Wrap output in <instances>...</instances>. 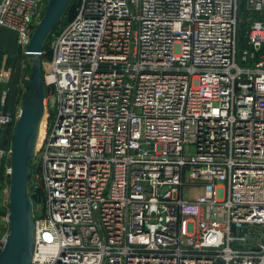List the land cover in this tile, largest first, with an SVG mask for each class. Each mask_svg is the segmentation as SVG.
<instances>
[{
	"label": "built area",
	"instance_id": "obj_1",
	"mask_svg": "<svg viewBox=\"0 0 264 264\" xmlns=\"http://www.w3.org/2000/svg\"><path fill=\"white\" fill-rule=\"evenodd\" d=\"M74 2L43 72L31 264H264V0ZM46 5L0 0L20 51Z\"/></svg>",
	"mask_w": 264,
	"mask_h": 264
},
{
	"label": "water",
	"instance_id": "obj_2",
	"mask_svg": "<svg viewBox=\"0 0 264 264\" xmlns=\"http://www.w3.org/2000/svg\"><path fill=\"white\" fill-rule=\"evenodd\" d=\"M71 0H48L44 14L35 26L26 55L30 62V79L15 122L9 157V230L0 250V264H31L35 249L32 202L28 190L32 158L39 129L45 115V83L42 75L43 44L60 20Z\"/></svg>",
	"mask_w": 264,
	"mask_h": 264
},
{
	"label": "crops",
	"instance_id": "obj_3",
	"mask_svg": "<svg viewBox=\"0 0 264 264\" xmlns=\"http://www.w3.org/2000/svg\"><path fill=\"white\" fill-rule=\"evenodd\" d=\"M0 68L9 69L6 82L0 80V93L6 89L4 98L0 94V112L18 111L24 96L27 83L24 58L16 43L15 32L0 28ZM13 129L6 127L0 130V153L10 148ZM9 160L0 154V190L9 184ZM6 209L0 201V224L4 225Z\"/></svg>",
	"mask_w": 264,
	"mask_h": 264
},
{
	"label": "rangeland",
	"instance_id": "obj_4",
	"mask_svg": "<svg viewBox=\"0 0 264 264\" xmlns=\"http://www.w3.org/2000/svg\"><path fill=\"white\" fill-rule=\"evenodd\" d=\"M48 0H46L47 3ZM248 12L246 11L245 7H244V3H241L240 5V9L238 11V24H237V32H238V49L241 50L244 47V42H245V30L247 28V23H248ZM23 50H21V55L24 58V64H25V74L27 77V82H29L30 79V62H29V58L27 57L26 53L22 52ZM42 62V61H41ZM47 62V61H46ZM46 62H42V75L44 72V67L46 66ZM28 84V83H27ZM27 88V86H26ZM50 90L47 92L46 94V100H45V113L48 112V109H50L51 105H52V100L50 97ZM49 96V97H48ZM44 121V120H43ZM34 158L31 159V165H32V171H35V166L33 165V160ZM30 178V176H29ZM30 193V191H29ZM30 195V194H29ZM35 214H43V208L40 207H35Z\"/></svg>",
	"mask_w": 264,
	"mask_h": 264
},
{
	"label": "trees",
	"instance_id": "obj_5",
	"mask_svg": "<svg viewBox=\"0 0 264 264\" xmlns=\"http://www.w3.org/2000/svg\"><path fill=\"white\" fill-rule=\"evenodd\" d=\"M75 7H76V3L74 2V0H71L67 6V8L65 9V11L63 12L60 20L58 21V23L55 25V27L51 30V32L49 33L48 37L46 38L43 47H42V54H41V61L42 62H46L49 61L50 59V50H49V39L51 37L52 33H56L60 30V28L67 23L69 20H71L74 15H75ZM262 19L264 20V16H262ZM48 92V88L45 87V95ZM31 159H28L27 163L28 165L32 168L31 165ZM33 172V171H32ZM31 198L33 199L34 197L38 200V201H42V198L40 197V195L38 194H32L29 193Z\"/></svg>",
	"mask_w": 264,
	"mask_h": 264
},
{
	"label": "bare ground",
	"instance_id": "obj_6",
	"mask_svg": "<svg viewBox=\"0 0 264 264\" xmlns=\"http://www.w3.org/2000/svg\"><path fill=\"white\" fill-rule=\"evenodd\" d=\"M43 120H44V117H43L42 122H41V125H40L37 144L40 143V141H41V137H42V134H43V131H44V121H43Z\"/></svg>",
	"mask_w": 264,
	"mask_h": 264
}]
</instances>
